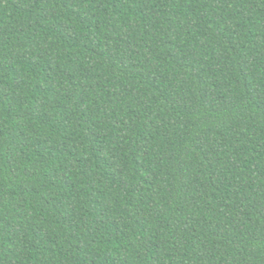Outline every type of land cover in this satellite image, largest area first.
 <instances>
[{"label":"trees","instance_id":"1","mask_svg":"<svg viewBox=\"0 0 264 264\" xmlns=\"http://www.w3.org/2000/svg\"><path fill=\"white\" fill-rule=\"evenodd\" d=\"M0 264H264V0H0Z\"/></svg>","mask_w":264,"mask_h":264}]
</instances>
